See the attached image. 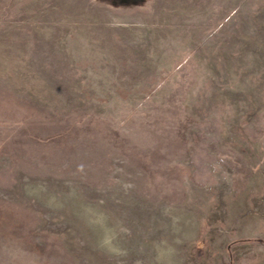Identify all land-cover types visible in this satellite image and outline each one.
Returning <instances> with one entry per match:
<instances>
[{
  "label": "rangeland",
  "instance_id": "rangeland-1",
  "mask_svg": "<svg viewBox=\"0 0 264 264\" xmlns=\"http://www.w3.org/2000/svg\"><path fill=\"white\" fill-rule=\"evenodd\" d=\"M0 264H264V0H0Z\"/></svg>",
  "mask_w": 264,
  "mask_h": 264
},
{
  "label": "bare ground",
  "instance_id": "bare-ground-1",
  "mask_svg": "<svg viewBox=\"0 0 264 264\" xmlns=\"http://www.w3.org/2000/svg\"><path fill=\"white\" fill-rule=\"evenodd\" d=\"M7 259V258H6Z\"/></svg>",
  "mask_w": 264,
  "mask_h": 264
}]
</instances>
